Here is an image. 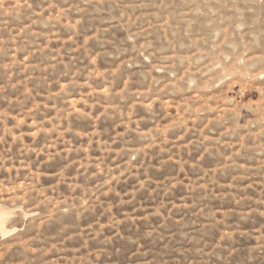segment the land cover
Masks as SVG:
<instances>
[{"label":"rangeland","instance_id":"1","mask_svg":"<svg viewBox=\"0 0 264 264\" xmlns=\"http://www.w3.org/2000/svg\"><path fill=\"white\" fill-rule=\"evenodd\" d=\"M0 264H264V0H0Z\"/></svg>","mask_w":264,"mask_h":264},{"label":"bare ground","instance_id":"2","mask_svg":"<svg viewBox=\"0 0 264 264\" xmlns=\"http://www.w3.org/2000/svg\"><path fill=\"white\" fill-rule=\"evenodd\" d=\"M12 216V212H10L7 208L0 205V233L2 235L11 233L14 229H9L8 222Z\"/></svg>","mask_w":264,"mask_h":264}]
</instances>
